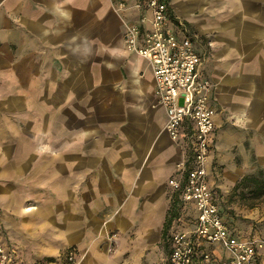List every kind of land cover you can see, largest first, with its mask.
Segmentation results:
<instances>
[{
  "label": "crops",
  "instance_id": "obj_1",
  "mask_svg": "<svg viewBox=\"0 0 264 264\" xmlns=\"http://www.w3.org/2000/svg\"><path fill=\"white\" fill-rule=\"evenodd\" d=\"M167 1L173 22L199 36L213 83L207 168L221 194L264 169V0ZM117 2L0 0V244L14 264L66 248L79 264H160L174 198L195 222L169 186L184 152L152 72L122 42L139 12ZM242 217L230 230L264 239V200Z\"/></svg>",
  "mask_w": 264,
  "mask_h": 264
},
{
  "label": "built area",
  "instance_id": "obj_2",
  "mask_svg": "<svg viewBox=\"0 0 264 264\" xmlns=\"http://www.w3.org/2000/svg\"><path fill=\"white\" fill-rule=\"evenodd\" d=\"M117 4L120 10L139 12L136 21L123 22L122 42L128 52L148 63L154 95L166 112L165 130L184 152L169 186L178 193L180 203L196 211L194 237L180 247L181 237L173 236L171 263L187 264L196 239L197 245L205 242L222 249L224 264H258L262 243L230 230L219 208L218 192L209 184L207 164L215 130L214 111L209 106L213 83L199 69L203 57L194 48L199 36L173 22L167 0H135L132 4L118 0ZM209 257L202 254L203 261ZM0 264H14L12 254L1 244Z\"/></svg>",
  "mask_w": 264,
  "mask_h": 264
},
{
  "label": "rangeland",
  "instance_id": "obj_3",
  "mask_svg": "<svg viewBox=\"0 0 264 264\" xmlns=\"http://www.w3.org/2000/svg\"><path fill=\"white\" fill-rule=\"evenodd\" d=\"M222 173L223 170L216 168L213 163L211 171L212 181L214 180L216 184L218 183V181H221V177L224 176ZM210 181L211 178H209V182ZM233 187L234 186L229 187V191H224L222 188L220 189L223 216L227 224L229 223L231 225L235 224L234 222L237 218L245 220V218L242 217V214H244L245 210L252 207H258L261 204L262 200H264L262 198L252 197L248 193V189L235 190L233 189ZM194 228L195 222L192 212L188 211V209L184 210L183 207H181L180 204L177 203L175 217L171 223L169 232L167 233L168 235L165 245L167 246V248L171 249L173 244V236H177L178 238L181 237L179 239V245H181L180 247L186 246L188 240L194 237ZM191 241L193 242V240ZM194 241L195 242L192 245L194 249H192L190 261L187 264H221L213 254V250L217 249L215 246H212L205 242H201L197 245L196 239ZM259 241L262 243L259 249L261 260L262 257H264V239H259ZM204 253L209 254V261H203L202 254ZM80 260L81 259L79 256V251H77L75 248H66L60 249L50 256L36 257L30 262H16L15 264H79ZM19 261L21 260L18 258V262ZM160 264H172L170 261L169 252H163V259H160Z\"/></svg>",
  "mask_w": 264,
  "mask_h": 264
},
{
  "label": "trees",
  "instance_id": "obj_4",
  "mask_svg": "<svg viewBox=\"0 0 264 264\" xmlns=\"http://www.w3.org/2000/svg\"><path fill=\"white\" fill-rule=\"evenodd\" d=\"M233 189H248V193L252 197L264 199V169H257L255 173L243 176L233 187ZM218 203L221 213L223 214V208L221 203V195L218 193ZM178 200L174 198L171 202V207L168 211L167 217L165 219L163 230L161 233V238L163 241L167 239V230L170 226L172 219L175 217L176 204ZM171 253V249H169Z\"/></svg>",
  "mask_w": 264,
  "mask_h": 264
}]
</instances>
